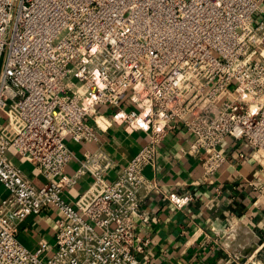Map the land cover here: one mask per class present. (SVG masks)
Here are the masks:
<instances>
[{
    "label": "built area",
    "instance_id": "2783aa9c",
    "mask_svg": "<svg viewBox=\"0 0 264 264\" xmlns=\"http://www.w3.org/2000/svg\"><path fill=\"white\" fill-rule=\"evenodd\" d=\"M100 105L114 109L108 124L148 137L109 181ZM0 115V264H139L148 240L136 221H150L142 206L159 188L144 170L175 126L192 135L203 179L234 145L264 170V0H0ZM66 138L94 150L77 158ZM10 148L46 182L34 184ZM83 174L93 182L73 207L62 195ZM166 200L182 209L194 197ZM51 206L62 215L52 250L31 252L18 227ZM229 234L226 264H247Z\"/></svg>",
    "mask_w": 264,
    "mask_h": 264
},
{
    "label": "crops",
    "instance_id": "0c3cea01",
    "mask_svg": "<svg viewBox=\"0 0 264 264\" xmlns=\"http://www.w3.org/2000/svg\"><path fill=\"white\" fill-rule=\"evenodd\" d=\"M98 110L102 117L98 118V125L103 149L113 160L105 176L109 181L144 147L148 137L143 132H128L125 125L108 124L114 113L112 107L100 105ZM192 140V135L184 133L181 125L175 126L161 144L155 166L144 170L145 177L159 188L142 206L151 215L150 221L147 224L136 221L138 234L148 240L139 264H226L224 232L230 233L233 247L243 244L241 255L250 256L247 264H264V170L250 158L246 147L234 145L227 162L212 177L203 179L201 162L189 148ZM65 144L80 159L85 152L94 150L92 145L75 143L70 138L65 139ZM241 152L243 159L238 157ZM7 156L34 184L40 186L46 182L14 149L10 148ZM78 168V161L72 160L65 172L71 174ZM92 182L90 174H83L73 188L65 190L63 199L74 207ZM172 193L191 194L194 200L178 209L166 200ZM7 194L0 183V203ZM213 199L215 205L211 206ZM57 218L62 215L52 206L39 215L29 216L18 227V241L31 252L41 242H46L52 250ZM228 223L233 227L232 232ZM241 260L246 262L247 257Z\"/></svg>",
    "mask_w": 264,
    "mask_h": 264
},
{
    "label": "rangeland",
    "instance_id": "374dc122",
    "mask_svg": "<svg viewBox=\"0 0 264 264\" xmlns=\"http://www.w3.org/2000/svg\"><path fill=\"white\" fill-rule=\"evenodd\" d=\"M231 89H232V87L228 88V90H231ZM0 124H1V125L4 124V120H3V118H2L1 115H0ZM48 258H49V257H48ZM48 258H46V259L44 260V262H45Z\"/></svg>",
    "mask_w": 264,
    "mask_h": 264
}]
</instances>
